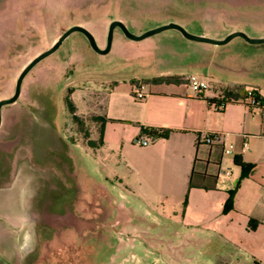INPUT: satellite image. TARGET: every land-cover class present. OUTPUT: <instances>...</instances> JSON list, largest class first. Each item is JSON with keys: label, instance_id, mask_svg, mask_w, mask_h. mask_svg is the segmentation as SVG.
Listing matches in <instances>:
<instances>
[{"label": "crops", "instance_id": "obj_1", "mask_svg": "<svg viewBox=\"0 0 264 264\" xmlns=\"http://www.w3.org/2000/svg\"><path fill=\"white\" fill-rule=\"evenodd\" d=\"M210 51L181 62L170 74L149 73L139 65L141 75L103 83L108 91L100 116L102 143L95 150L102 163L110 161L116 183H99L95 191L120 190L129 199L112 221L113 248L103 264H264V95L257 91L260 105L250 106L245 92L211 85L212 72L221 65L211 61ZM188 75L207 88L193 93ZM137 93L144 98L137 100ZM145 128L170 132L152 140ZM207 136L213 137L210 144L203 141ZM135 138L148 144L135 145ZM44 159L45 154H36L39 164ZM28 170L10 191L14 201L5 198L0 207V221L5 220L0 264H59L75 249L85 259L91 231L87 210L97 209V200L84 195L78 217L68 220L65 207L47 209L61 198L56 188L65 186ZM224 170L228 176H217ZM34 176L37 181L29 186L27 178ZM233 190L230 208L224 209ZM168 240L175 246L168 247Z\"/></svg>", "mask_w": 264, "mask_h": 264}, {"label": "rangeland", "instance_id": "obj_2", "mask_svg": "<svg viewBox=\"0 0 264 264\" xmlns=\"http://www.w3.org/2000/svg\"><path fill=\"white\" fill-rule=\"evenodd\" d=\"M113 20L121 21L133 35L174 23L190 35L205 32L210 39H223L230 31L264 38V0H0V100L12 96L22 69L65 30L81 26L103 49ZM208 50H214L211 61L221 65L212 72L211 85L232 86L240 94L252 88L264 95V44H248L235 37L223 45H211L186 40L172 29L133 41L115 28L106 54L94 52L83 34L72 33L28 72L18 99L1 108L0 207L5 198L14 201L10 191L20 184L24 169L40 172L49 184L58 181L65 186L56 188L61 198L56 204L50 200L47 209L65 207L68 220L78 217L84 195L98 202L97 209L89 206L87 210L91 231L86 232V258H78L75 249L59 264H103L113 248L112 221L120 204L129 202L120 190L95 191L99 183L116 181L110 161L102 163L100 153L84 146L85 134L96 143L102 126L96 120L101 118L108 91L103 83L141 75L136 72L139 65H145L149 73L170 74L181 62L201 58ZM69 105L79 122L72 120ZM36 154H45L43 164L35 160ZM51 171H56L54 178ZM27 179L29 186L37 181L36 176ZM2 232L0 244L5 238ZM172 246L175 241L168 240V247Z\"/></svg>", "mask_w": 264, "mask_h": 264}, {"label": "water", "instance_id": "obj_3", "mask_svg": "<svg viewBox=\"0 0 264 264\" xmlns=\"http://www.w3.org/2000/svg\"><path fill=\"white\" fill-rule=\"evenodd\" d=\"M115 28H119L125 37H127L128 39L133 40V41H140V40H143V39L150 37L154 34H157L159 32H162V31H165L168 29H172V30L177 31L184 39L189 40V41H193V42H199V43H206V44H212V45H223V44L227 43L229 40H231L232 38L239 37L244 42H246L248 44H264V38H255V39L248 38L245 34H243L241 32H231V33L227 34L223 39H220V40L210 39V38L203 37V36H194V35L188 34L183 28H181L180 26H178L174 23L164 24V25L159 26L157 28H154L152 30L146 31L141 35H133L127 30L126 26L121 21L113 20L109 24L108 29H107L106 46L103 49H100V48H98V46L95 42V39L90 32H88L86 29H84L83 27L78 26V25L71 26L70 28L65 30L61 34V36L46 51L37 55L33 60H31L22 69V71L19 73V75L17 77L14 92H13L12 96L8 99L0 100V112H1V108L4 105L13 104L18 99V96L20 94V88H21L22 81L25 78V76L28 74V72L37 63H39L41 60H43L44 58L53 54L60 47V45L72 33L79 32V33L83 34L85 36V38L87 39L90 48L94 52H96L98 54H106L110 50L111 42H112V35H113V31ZM0 121H1V115H0Z\"/></svg>", "mask_w": 264, "mask_h": 264}, {"label": "built area", "instance_id": "obj_4", "mask_svg": "<svg viewBox=\"0 0 264 264\" xmlns=\"http://www.w3.org/2000/svg\"><path fill=\"white\" fill-rule=\"evenodd\" d=\"M187 81V86L188 88L193 92V93H199L207 88V85L205 82L198 80L195 76L193 75H188L186 78ZM137 100H141L144 98V95L142 93H137L136 97ZM245 99L247 100L248 104L250 106H259V98L257 97L255 93V89L249 88L247 91H245ZM214 110H217V108H214ZM212 136H207L203 139L205 144H210L212 141ZM133 144L135 145H140V146H146L148 142L143 139V138H135L133 139ZM245 145H243L244 147ZM231 148V145L228 146L227 149L223 150V153L228 154L229 149ZM229 175L228 170L221 171L217 174L219 177H226Z\"/></svg>", "mask_w": 264, "mask_h": 264}, {"label": "trees", "instance_id": "obj_5", "mask_svg": "<svg viewBox=\"0 0 264 264\" xmlns=\"http://www.w3.org/2000/svg\"><path fill=\"white\" fill-rule=\"evenodd\" d=\"M229 99H233V98L231 96H229ZM228 101H230V100H228ZM69 110H70L71 114L73 115V117H72L73 119L72 120L74 122H76V123L79 122V120L75 116L74 109H73V107L71 105H69ZM98 121L103 122V119L102 118H98L96 120V122H98ZM143 132L145 134H148L152 140H157V139L167 138L170 130L161 129V128H145V129H143ZM102 133H103V123H102V126L99 127L98 130H97V142L96 143L95 142H91L87 138V136L85 134L86 144H84V146H86L87 148H89L91 150L98 149L100 147L101 143H102ZM234 161H235V164L240 166L242 169L244 167H246V165L240 163L238 159L237 160L235 159ZM244 176L245 175H243V177ZM233 194H234V190L230 191L228 193V199H227V201H226V203H225V205L223 207L224 209L230 208V204H231V200H232Z\"/></svg>", "mask_w": 264, "mask_h": 264}]
</instances>
